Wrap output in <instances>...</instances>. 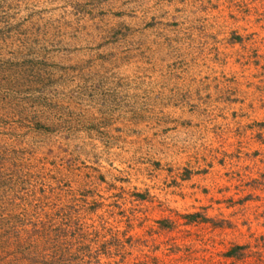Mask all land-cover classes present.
<instances>
[{"label": "rangeland", "instance_id": "374dc122", "mask_svg": "<svg viewBox=\"0 0 264 264\" xmlns=\"http://www.w3.org/2000/svg\"><path fill=\"white\" fill-rule=\"evenodd\" d=\"M0 264H264V0H0Z\"/></svg>", "mask_w": 264, "mask_h": 264}]
</instances>
